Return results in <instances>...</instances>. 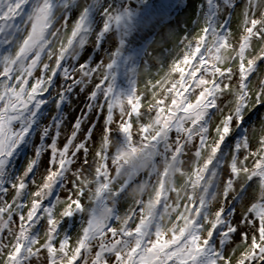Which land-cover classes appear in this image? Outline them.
I'll list each match as a JSON object with an SVG mask.
<instances>
[{
	"label": "snow or ice",
	"instance_id": "6c2138e0",
	"mask_svg": "<svg viewBox=\"0 0 264 264\" xmlns=\"http://www.w3.org/2000/svg\"><path fill=\"white\" fill-rule=\"evenodd\" d=\"M217 7V23H206L195 37L181 41L179 56L152 86L167 83L164 98L155 99L153 92L155 102L144 113L136 81L127 97L113 94L111 62L96 67L77 62L65 68L66 57L75 59L85 43V27L82 15H67L64 0H0V264H232L235 247L231 254L229 247H239L237 236L250 243L235 264H264V112H259L264 108V80L255 97L249 95L257 62L264 63V48L256 56L247 55L254 40L264 41V11L256 17L264 0H248L238 50L230 40L237 4L217 0ZM105 15L111 18L110 10ZM69 22L67 43L53 52L55 41L49 36L58 37ZM45 54L49 60L55 57L51 74L49 64L40 67ZM237 60L235 70L222 67ZM37 69L41 75L29 88ZM174 73L178 79L172 78ZM62 74L58 100L65 86L71 90V85L91 82L89 101L105 118L99 143L90 135L78 137L74 126L61 146L51 132L43 136L44 148L34 144L31 156L25 148L23 169L13 166L44 94H52L55 78ZM218 114L222 118L213 126ZM114 130L122 142L113 139ZM253 136L259 145L254 151ZM90 144L99 145L93 163L88 161ZM250 157L254 160L248 167ZM189 163L191 172H186ZM177 174L186 177L180 188ZM37 176L42 183L29 192V182L35 185ZM253 182L259 195L238 214L237 202ZM129 200L122 219L119 206ZM58 204L64 205L59 218ZM137 216L139 222L130 227Z\"/></svg>",
	"mask_w": 264,
	"mask_h": 264
},
{
	"label": "rangeland",
	"instance_id": "374dc122",
	"mask_svg": "<svg viewBox=\"0 0 264 264\" xmlns=\"http://www.w3.org/2000/svg\"><path fill=\"white\" fill-rule=\"evenodd\" d=\"M237 7L232 13L230 27L232 29L231 43L235 49L239 48V36L242 33L243 11L248 3V0H235ZM259 3V0H257ZM68 4L66 9L67 15L75 19L77 16H83L84 19V40L85 43L79 46L76 58L66 57L65 68H71L73 64L79 62L81 65L87 63L93 67L99 66L101 63H112V67L108 69L109 83L113 89L114 95L127 97L132 93L133 81H136L137 93L141 95L140 110L147 113L149 105L155 102V99L164 98V89L169 85L163 83L153 89L157 81H160L165 72L169 70V66L173 60L179 56L181 41L185 38L195 37L199 29L204 24L214 25L217 23V13L220 9L217 7V0H64ZM105 9L110 10L111 18L105 15ZM264 11V7L256 9V17L259 18V13ZM119 17V21L115 17ZM107 24V30H104V25ZM59 27V25H57ZM71 34V22H69L67 30L61 29L60 35L56 38L49 36L51 50L57 52L61 43H67L68 36ZM26 35V33H24ZM264 48V41L254 40L251 48L248 50V57L251 58L260 53ZM229 54L234 53L229 50ZM49 64V74L51 67L55 66V57L49 60L47 54L42 57L43 64ZM195 63V61H194ZM239 61L233 64H226L222 67L238 68ZM257 72L252 75L249 83V95L254 98L255 93L259 91L257 85L260 80H264V63L257 62ZM187 71V69H186ZM41 75L37 69L30 78V83L27 87H31V83L35 82L34 78ZM61 76L55 78L52 94L45 93V100L41 107L37 110L34 117L32 130L26 137V142L20 147L12 160V165L20 169L24 167V150L27 149V155L31 156L33 145L38 144L44 148L43 136L54 132L61 146L64 145L65 138L73 132L75 126V134L78 137L91 136L93 143H99L101 133L105 127V118L103 115L95 111L94 103L89 101L88 93L93 91L91 82L82 84L79 87L71 85V90L65 86V94L57 99V92L61 85H64V80ZM79 78V77H77ZM173 79H178L179 74H172ZM98 82V76L94 78V84ZM155 92V99L153 96ZM170 104V99L166 101ZM91 104V106H90ZM227 108L224 110V115H227ZM259 112H264L261 108ZM154 115V113H152ZM259 115V113H257ZM119 117V113H116ZM222 116L219 114L213 120V126ZM148 116L144 117L147 121ZM255 126L259 127V121H254ZM252 133L250 132V136ZM113 139L118 138L121 142L123 136L116 132L112 133ZM258 136H253L252 150L258 148ZM211 143V137L209 139ZM88 154L89 163H93L96 159L95 152L98 150V144H90ZM241 158H243L241 156ZM230 159V158H229ZM254 158L250 157L246 161V165L251 167ZM202 163V161H201ZM109 166L110 161H109ZM95 164H93V169ZM192 164L185 166L186 172H191ZM221 178L224 179L223 173ZM36 184L29 182V192L37 190V185L42 183L39 176L36 178ZM186 177L177 174L175 184L180 188ZM239 190V185H236ZM222 191V185H221ZM61 197L66 195L65 192L60 193ZM258 184L252 183L248 188L245 197L240 202H237V213H241L248 206L250 199L258 197ZM11 194L7 200L11 202ZM145 202L148 197L144 196ZM175 193L172 194V202H175ZM30 204V197L27 201ZM219 199L212 204L214 212L219 207ZM64 205L58 204L55 209L56 217L59 218V212ZM131 207V201H121L119 213L123 219ZM181 210H183V202ZM25 215L27 207L24 209ZM174 219V216H173ZM139 222V217L135 222H129V226L134 228L135 223ZM115 227L119 228L120 223L114 222ZM78 231V226L73 229L72 236L75 237ZM40 244L45 241L44 230L41 229L39 234ZM239 247L232 245L229 247V254L232 248L235 247V254L232 255V264H235L240 253L247 246L248 242L241 241L236 237ZM58 247V243L56 245ZM74 247V240L70 245ZM39 247V244L36 245ZM46 255V253H45Z\"/></svg>",
	"mask_w": 264,
	"mask_h": 264
}]
</instances>
